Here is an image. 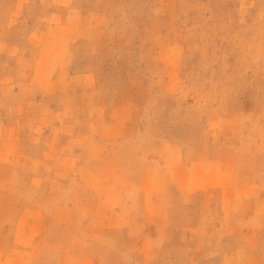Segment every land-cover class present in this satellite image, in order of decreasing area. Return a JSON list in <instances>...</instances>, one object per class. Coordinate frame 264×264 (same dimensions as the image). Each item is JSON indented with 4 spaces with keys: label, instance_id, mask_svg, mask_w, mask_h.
I'll return each instance as SVG.
<instances>
[{
    "label": "rangeland",
    "instance_id": "rangeland-1",
    "mask_svg": "<svg viewBox=\"0 0 264 264\" xmlns=\"http://www.w3.org/2000/svg\"><path fill=\"white\" fill-rule=\"evenodd\" d=\"M0 264H264V0H0Z\"/></svg>",
    "mask_w": 264,
    "mask_h": 264
}]
</instances>
